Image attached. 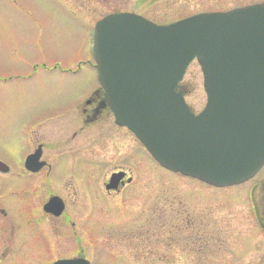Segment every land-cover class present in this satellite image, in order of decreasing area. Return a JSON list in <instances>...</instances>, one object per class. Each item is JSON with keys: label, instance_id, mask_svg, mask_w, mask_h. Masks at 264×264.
Segmentation results:
<instances>
[{"label": "rangeland", "instance_id": "obj_1", "mask_svg": "<svg viewBox=\"0 0 264 264\" xmlns=\"http://www.w3.org/2000/svg\"><path fill=\"white\" fill-rule=\"evenodd\" d=\"M68 1L76 6L56 0H0V155L11 161L25 147L32 125L46 115L51 118L45 123L63 118L71 112V100L86 96L90 85H99L94 65L83 61L94 64L91 24L110 11H137L166 24L200 11L264 2ZM5 76L14 78L6 81ZM181 87L195 111L203 110L207 93L197 60ZM56 123H48L47 129L70 126L69 119ZM103 127L93 138V175H108L114 166L124 165L134 183L97 212L100 226L93 241V264H264V169L243 185L215 188L160 167L132 134L127 159H119V150L101 134L121 131L115 130L113 118ZM102 142L106 150L101 151ZM141 230L144 247L130 249L127 240ZM85 248L89 255V246Z\"/></svg>", "mask_w": 264, "mask_h": 264}, {"label": "water", "instance_id": "obj_2", "mask_svg": "<svg viewBox=\"0 0 264 264\" xmlns=\"http://www.w3.org/2000/svg\"><path fill=\"white\" fill-rule=\"evenodd\" d=\"M94 52L117 122L162 165L217 186L263 166L264 4L169 25L111 15L96 27ZM195 58L208 94L198 115L178 90Z\"/></svg>", "mask_w": 264, "mask_h": 264}, {"label": "flooded vegetation", "instance_id": "obj_3", "mask_svg": "<svg viewBox=\"0 0 264 264\" xmlns=\"http://www.w3.org/2000/svg\"><path fill=\"white\" fill-rule=\"evenodd\" d=\"M56 1L76 6L68 0ZM118 12L151 18L130 10L110 11L103 17ZM9 77L14 78L5 76L4 79L7 81ZM90 86L86 96L69 102L67 111L71 112L68 115L54 120L60 125L69 119L70 126L54 125L53 129L58 132L47 129L46 125L54 121L45 123L51 118L46 115L30 127L25 147L21 146L23 149L14 161L0 155V264L37 260L54 263L60 259L80 258L89 259L93 264V241L100 226L97 212L107 209L104 205L108 201L134 183L133 175L124 165L114 166L108 175H93V138L114 115L101 85L95 89ZM116 128L121 132L109 131L101 135H107L109 143L119 150V159L124 160L129 152L127 139L132 133L126 127ZM100 145L101 151L106 150L104 142ZM119 172L126 174L117 184L108 187L113 174ZM53 199H57L55 204L47 209L46 205ZM134 233V238L127 240V246L130 249L144 247L145 232ZM58 250L63 253L56 254Z\"/></svg>", "mask_w": 264, "mask_h": 264}, {"label": "bare ground", "instance_id": "obj_4", "mask_svg": "<svg viewBox=\"0 0 264 264\" xmlns=\"http://www.w3.org/2000/svg\"><path fill=\"white\" fill-rule=\"evenodd\" d=\"M190 66H191V64H190ZM190 66H189V67H190ZM188 69H189V68H188Z\"/></svg>", "mask_w": 264, "mask_h": 264}]
</instances>
